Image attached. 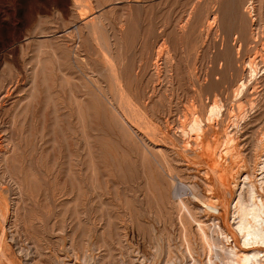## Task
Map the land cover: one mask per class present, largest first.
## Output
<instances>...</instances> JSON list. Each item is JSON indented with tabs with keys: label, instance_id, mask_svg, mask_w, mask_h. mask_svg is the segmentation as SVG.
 I'll list each match as a JSON object with an SVG mask.
<instances>
[{
	"label": "rangeland",
	"instance_id": "374dc122",
	"mask_svg": "<svg viewBox=\"0 0 264 264\" xmlns=\"http://www.w3.org/2000/svg\"><path fill=\"white\" fill-rule=\"evenodd\" d=\"M246 2L0 0L1 264H189L187 239L204 263L199 220L233 243L213 226L248 181L264 199V0L255 26ZM214 99L197 145L183 120Z\"/></svg>",
	"mask_w": 264,
	"mask_h": 264
},
{
	"label": "bare ground",
	"instance_id": "6f19581e",
	"mask_svg": "<svg viewBox=\"0 0 264 264\" xmlns=\"http://www.w3.org/2000/svg\"><path fill=\"white\" fill-rule=\"evenodd\" d=\"M245 11L247 12L248 16L250 17L252 25H254L255 20H256L254 11H256V10H255V7H254L253 0H247V2L245 4ZM260 27L257 26L258 29ZM261 28L263 30V27H261ZM261 28H260V30H261ZM254 29L257 32L256 27L252 28L251 29L252 30V36H253L254 40L256 41L258 38L260 39V37H259L260 35L259 34H261V36H262L264 31H258V33H256ZM236 34H235V36H236ZM250 36H251V34H250ZM233 38H234L233 40L235 41V38L237 39V36L233 37ZM261 39H262V37H261ZM259 42H260V44H262L261 41H259ZM237 43H238L237 44L238 45L237 49L240 50V47H241L240 40L237 41ZM250 49H251V47H250ZM260 55L262 56V54H260ZM158 56H160V55H158ZM253 56H254V54H253ZM235 57H236V55H235ZM157 64L158 63H156V65ZM257 64L258 63L256 61V56H254L253 58L251 57V59L248 61V74H249V79L250 80H252V78L256 77V74L258 72V66H259V65L257 66ZM227 65H229V64H227ZM246 87H247V82L246 81L239 83V85H238V87L236 89V94L238 95V94L242 93V91ZM197 91H199V90H197ZM214 94H216V93H214ZM198 96H200V95H198ZM212 98H213V96H212ZM199 100H201V99H199ZM220 101L218 99H214L212 101V103L210 104V106H208L206 108V111L204 112L205 113L204 117H202L200 113L198 114L196 111H193L190 114V116H188L189 118L188 119L186 118L187 119L186 121L183 120V122H186V123H185V125L182 128V133L184 135L189 136L194 141V143H196L197 145H201L202 144V140H203V135H204V132H205L206 123L216 121L218 119V117L221 115V113L223 112L222 111L223 110L222 109V105H221L222 103H220ZM200 103H201V101H200ZM198 105H201V104H198ZM201 107H203V105H201ZM201 107H199V108H201ZM196 110H197V108H196ZM202 110H203V108H202ZM185 112H187V111H185ZM233 116L236 117V119L233 120V125L235 124L236 126H238L239 116L236 115V114L235 115L233 114ZM136 124L138 126V123H136ZM206 129H207V127H206ZM234 135L235 134H232V132L229 131V132H226L224 134V136H223L222 146L224 145V153L226 155H232L233 152H234V148H235V145H236V137ZM262 142H261L262 143L261 145L264 147V139L262 140ZM194 147H195V145H194ZM261 150H263V149H261ZM222 155L223 154L220 153V157H222ZM212 173H213V171H212ZM230 175H231V173H230ZM244 180H246V179H244ZM247 184H248V187H247V192L245 193V196L241 195V194H238L237 198H235L236 201L232 202V204H230V208H232V218L234 220L233 221V225H232V230H230V232H227L226 230H223L221 228V226L218 225L217 222H215L216 220L214 221V224H215V226H216V224L218 225L217 226L218 229H216V227H215V229H213L214 226L211 229V231L215 230V232H216V230H218L219 233L221 235H223L222 237L224 238V240L226 242H228L229 238H232L233 243H231L229 245H227V244L220 245V243H219L220 240L219 239H218L219 241L214 240L213 237H210L211 234L210 235L207 234V232L205 231V229L203 227L204 226V223H203L204 221L202 222V221H200L198 219L199 222H198V225H197V228H198L197 236H199V237H197V238H200L199 240H201V243L203 245L201 248H202V250H204V255H206V259H205L204 263H201V261H199L195 257V255H194L195 250L192 247V245L189 242V240L187 239L185 243H186V253L188 255V258H190L189 264H264V199L257 193V188H258V190H262L263 187L260 188V184H258V182H256V184H258V186L255 185L253 182H250V181H248ZM197 196H196V198H194V196H191V197H193L194 200H198L199 198H197ZM215 201L216 200H215V198L213 196L208 197L206 200L201 201V202H200V200H198V202H200V204L203 203L202 206H204V209L207 212H212V213H215V214L216 213L219 214L220 210L217 208V204H216ZM186 208H188V207H186ZM4 209H7V205H6L5 200H3L1 198L0 199V210H4ZM188 212H189V210H188ZM191 212L193 213V211H190V213ZM191 215L194 216V213L191 214ZM195 218L193 217L194 220H197V218L196 219ZM215 218L216 217H214L213 220ZM194 223L197 224V222H194ZM197 228H196V231H197ZM189 229L191 230V228H189ZM184 232H185V230H184ZM184 232H183V235L185 236ZM212 233H214V232L212 231ZM192 234H193V232H192ZM215 235L217 237V233ZM184 236H182V237H184ZM219 238H221V237H219ZM3 247H4V243H3L2 238H0V255H3ZM167 258H169V257H167ZM176 262H178V261H176Z\"/></svg>",
	"mask_w": 264,
	"mask_h": 264
}]
</instances>
